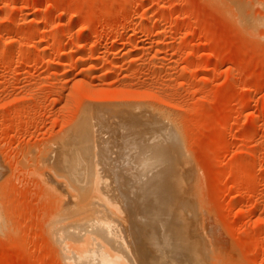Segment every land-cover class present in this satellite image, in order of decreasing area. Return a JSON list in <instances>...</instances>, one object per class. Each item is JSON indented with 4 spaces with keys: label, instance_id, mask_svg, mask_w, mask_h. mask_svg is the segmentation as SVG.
<instances>
[{
    "label": "rangeland",
    "instance_id": "obj_1",
    "mask_svg": "<svg viewBox=\"0 0 264 264\" xmlns=\"http://www.w3.org/2000/svg\"><path fill=\"white\" fill-rule=\"evenodd\" d=\"M95 114L155 134L112 153ZM146 179L186 187L208 264H264V0H0V264H67L63 225L86 189L131 201ZM66 182L87 187L73 220Z\"/></svg>",
    "mask_w": 264,
    "mask_h": 264
},
{
    "label": "bare ground",
    "instance_id": "obj_2",
    "mask_svg": "<svg viewBox=\"0 0 264 264\" xmlns=\"http://www.w3.org/2000/svg\"><path fill=\"white\" fill-rule=\"evenodd\" d=\"M235 15H237V13H235ZM142 19H143V17H142ZM142 19H140V20L142 21ZM237 19H238L237 21H239L238 25H240V28H242V30H244L245 32H247L248 34H251V35H253L255 33L254 32L255 28L248 25V21L246 18L240 19V17H237ZM144 22H145V18H144ZM142 24H143V21H142ZM152 36H153V34H152ZM151 108L155 109L154 106H152ZM156 110L158 111L159 109H155V111ZM148 111H150L149 114L151 112H155L154 110L152 111L150 108L148 109ZM153 115H155V113ZM97 116H98V114H95L94 119H96L97 121L96 122L93 121L94 127L96 128L98 134H100V135L105 134V136L107 135L105 139H107V137L109 136V139H110L109 141H108V139L107 140L102 139V141H103V144L104 143L106 144L109 142L108 143L109 146H108L107 150H110L112 153H115V152H113V149H115V151L117 152L118 148H122V145L126 146L129 142H131V143L133 142L134 143L133 144L134 149L138 147L136 149L137 151L134 149L133 150L136 151L138 154V150L141 149L140 147H142V146L144 147V144H140V142L143 143L142 142L143 138L146 137L148 135V133H149L148 136L150 137V133L152 134L155 132L154 130H153L154 132L152 131V127H150L151 129L148 128L150 130L149 131L148 129L143 130L140 126H135V125L124 127V130L117 131L111 127H108V125L106 123H104L105 122L104 120L101 122L100 121L101 118L97 119ZM100 117H102V116L100 115ZM90 118H88V120L86 119L87 122L84 120V122L86 123V124L84 123L85 126L89 122ZM91 119H93V118H91ZM99 121H100L101 125H100ZM102 123H104V124H102ZM90 125L91 124H89L88 127H91L93 124L91 126ZM153 129H156V128H153ZM89 130H90V128H89ZM91 130H93V129H91ZM156 130H157L156 133L160 132V131H158L159 129H156ZM82 131L86 132L85 130H82ZM128 134H129V136H128ZM135 135H137V138H139L140 136L143 137V138H140V139H142V141H140L138 144L137 143L135 144L136 141L132 140L136 137ZM79 137H80V134H79ZM85 137H87V136H85ZM156 140L157 139H155V141ZM159 140L160 139H158L157 141H159ZM138 141H139V139H138ZM100 144H102V143L100 142L99 145ZM139 144L141 146H139ZM153 144L154 143H152L151 145H153ZM146 145H148V144H146ZM148 147H149V145H148ZM161 147H160V149L158 147H156V149L158 148L161 151V149H162ZM79 148L80 147H77V149H79ZM149 150H150V152H152V151L154 152V149L153 150L149 149ZM149 150H147V153ZM160 151H158V152H160ZM150 152L148 153V155H146L147 153L145 152L146 157L151 156V158L149 157L147 159L151 160L152 158H156V157H153V155H149V154H153V152L152 153H150ZM162 152L165 154V150L161 151V153ZM163 153L160 157H162V156L164 157L165 155H167V154L164 155ZM154 156H155V153H154ZM146 157L143 160V161H145V164L147 166H149V165L153 166L154 162L152 163L153 165L151 164V161H153V160L148 162ZM139 161H140V159H139ZM143 161L141 163H143ZM150 166L147 168L149 171H146L147 169L145 170L144 165H143V169L147 172L146 176L143 177V179H145L147 176L149 177V174H150L149 172L151 171V169H149V168H152ZM105 170L107 171V169H105ZM152 170H153V168H152ZM50 173H51V171H50ZM109 175H110V173L107 172L106 176H104V177L109 178ZM150 175H152V174H150ZM154 176L155 175H152V178ZM104 177H102L101 179L104 180L105 179ZM152 178L150 177L149 179H152ZM110 179L113 180V178H110ZM132 179H134V178H132ZM48 180H49V178H48ZM136 181H138V180H136ZM148 182L149 181L147 180V183L144 182V183H141V185L135 184V183H134L135 185L130 184L131 182L129 183L130 188L128 186L127 187L129 188L128 190L130 192L128 190H127V192H129V195L131 196L130 198H132V200L130 201L128 199L129 198V196H128V198H126L127 200H129L128 204L126 202H124L126 200V199L124 200V198L127 196L122 197L123 196L122 192H120V190H119L120 193H118L117 187L114 186L111 182L109 183V182L105 181V183L99 182V184H96L95 188L97 187L96 189H98V191L102 195L101 197H98V196L97 197L101 198V199L95 198L94 194L92 196H90L88 189H86L87 188L86 185H84L83 189L87 190V191L85 190L87 192V195H86V193H83L81 195V192H82L81 190H83V189H81L80 190L81 192H80L79 190H77L79 188L77 186V188H75L77 190V192H76L75 189H73L71 187L72 185H75L77 183H75V184L73 183L72 185L70 183H67V182H66L67 184L62 183V185L59 187H63L62 191L64 193L61 192L60 190L56 191V192H59V194H60V192L65 194V196H64L65 201L59 200V202L60 201L64 202V205H63V202L61 204L64 207L63 208L61 207L60 212H62V215H63L65 213L64 212L65 207H66V212H68V213L71 212V214L69 213V215H68V213H65L66 215L64 214L65 216L63 215L62 217L67 218V216H70L73 214V212L75 211V210H73L74 209L73 207H75L73 205H76L75 209L77 210L78 206L80 207L83 203H85V202H83L82 204L78 205V203L80 202L79 199L84 197L83 195H86L85 199L88 197L89 198L92 197V198L96 199V201H98L97 207H96V206H93V205H96V202L94 201V199H92L93 201L90 199L92 202H95V203H90L91 206L89 205V206H87V208L85 207L86 208L85 209L83 206L88 205L89 201H90L87 199L88 203L86 200L87 204L86 205L83 204L82 208L80 207L82 210L79 208V211L80 210L86 211V215H88V213H89L88 211L91 210V212H92V209L94 207L93 212L94 211L95 212L92 214L90 212L88 216H85L83 214L85 212H82L83 215H81V211H80V213H78L79 211H75L76 212V213L74 212L75 216H77L76 215L77 213L80 215V218L78 216V220H75L76 219L75 218L74 219L75 221H71L68 218L66 221L67 223L64 224L65 223L64 219L62 218L63 219L62 220L61 215L60 216L58 215L60 212L56 215L57 219H55V221H53V222H55L56 225H59V228H62V227H60L62 225V223L60 225L59 222L64 221L63 222L64 233L62 232V229H57L60 233H63L62 235L60 234L61 237L62 236L63 237L62 238L59 237V239L60 238L62 239L61 244H63V245H61V244L60 245L65 246V243L67 241L72 242V243L68 242L70 245L69 244L66 245V246L69 245L70 246V247L68 246L69 248L67 247V249H66V246H65L66 250L62 249V250L67 251V252L60 250V251H62L61 254H64L63 255L64 258L66 256V253H68V252L71 255V256L69 255L70 257L66 256L67 257L66 261L68 263L66 261L65 262L67 264H71V263L72 264H208L209 261L207 260L208 257H207V251H206L205 246H204L205 244H203L201 242V239L198 238L200 236V234H199V236H197V230L195 229V225L192 222H189L190 219H188L189 218L188 217V209L185 206V203H186L185 196L187 194L185 195V192H184V190L187 191L186 189H184L186 187L179 186V185L178 186L173 185V183H171V182H168V184H167V182H165V183H154V180L151 183H148ZM56 184L59 185V183H56ZM48 185L51 186L52 185L51 182ZM69 185H71V186H69ZM81 185H83V184H81ZM127 185H128V183H127ZM79 186H80V184H79ZM69 187H70V189H69ZM73 187H76V186H73ZM80 188H81V186H80ZM92 188H91V190H93L92 192L96 193L97 190H94L95 189L94 187H92ZM54 190H52V191H54ZM69 190H71V191L73 190V191L71 192ZM74 191L78 195V200H79L78 202H76V200H75V196H77V195H75L76 193ZM63 194H60V195H63ZM120 194H122V195H120ZM79 195H81L82 197L80 196V198H79ZM96 195H98V193ZM125 195H127V194H125ZM60 198H61V196H60ZM85 199L83 198L82 201H84ZM137 200H139V201L141 200L140 201L141 203ZM122 202H124V204L126 203V205L121 204ZM65 204H66V206H65ZM173 205H177V206L179 205V207L174 206L175 208L178 209L177 211L174 210L175 208H173ZM127 206H128V208H127ZM88 207H90V208L92 207V208L90 210H88ZM96 208H98V209L96 210ZM115 210H118V211L122 210V212L124 214L121 212H119V214H118L116 212V215L117 214L120 215V213L122 215V216H118V215L116 216ZM112 213H114V215ZM70 217H72V216H70ZM119 217H122V218H119ZM129 217H131L130 220L132 219L131 224L127 223L125 221V220H127L125 218L129 219ZM66 218H65V220H66ZM60 219H61V221H60ZM121 219L123 221H121ZM72 220H73V217H72ZM193 222H195V221H193ZM55 224L53 223V225H55ZM55 232H57V231H54L53 233L55 234ZM198 233H199V231H198ZM64 236H65V240H66V241L64 240L65 243L63 241ZM137 248H138V250H137ZM58 253H60V252H58Z\"/></svg>",
    "mask_w": 264,
    "mask_h": 264
}]
</instances>
